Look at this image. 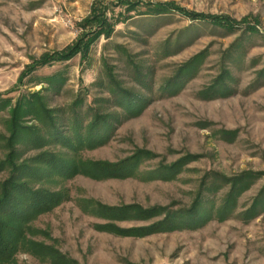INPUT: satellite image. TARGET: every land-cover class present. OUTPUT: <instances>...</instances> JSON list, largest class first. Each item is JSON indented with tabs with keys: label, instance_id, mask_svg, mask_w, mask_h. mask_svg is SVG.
<instances>
[{
	"label": "rangeland",
	"instance_id": "374dc122",
	"mask_svg": "<svg viewBox=\"0 0 264 264\" xmlns=\"http://www.w3.org/2000/svg\"><path fill=\"white\" fill-rule=\"evenodd\" d=\"M0 168L17 264H264V0H0Z\"/></svg>",
	"mask_w": 264,
	"mask_h": 264
},
{
	"label": "trees",
	"instance_id": "16d2710c",
	"mask_svg": "<svg viewBox=\"0 0 264 264\" xmlns=\"http://www.w3.org/2000/svg\"><path fill=\"white\" fill-rule=\"evenodd\" d=\"M17 170L18 167L11 168V172ZM35 196L18 186L14 174L0 184V264H17L15 256L20 251L29 254L33 250L40 257L52 256L41 245L29 241V216L48 206L44 201L36 204Z\"/></svg>",
	"mask_w": 264,
	"mask_h": 264
}]
</instances>
